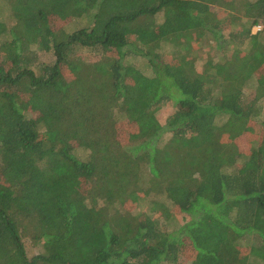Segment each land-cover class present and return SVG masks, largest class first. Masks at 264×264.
<instances>
[{
    "label": "trees",
    "instance_id": "1",
    "mask_svg": "<svg viewBox=\"0 0 264 264\" xmlns=\"http://www.w3.org/2000/svg\"><path fill=\"white\" fill-rule=\"evenodd\" d=\"M257 25L264 0H0V264H264Z\"/></svg>",
    "mask_w": 264,
    "mask_h": 264
},
{
    "label": "rangeland",
    "instance_id": "2",
    "mask_svg": "<svg viewBox=\"0 0 264 264\" xmlns=\"http://www.w3.org/2000/svg\"><path fill=\"white\" fill-rule=\"evenodd\" d=\"M207 54V51H202L199 53L198 58L195 61V66L198 70H200L202 68V61L201 58L203 55ZM139 67L142 68V64H139ZM173 112V108L172 107H166L164 109H162L159 113H158V118L159 120L162 122V124H164L168 118V116L171 115V113ZM183 225V219L182 217H178L175 219V221L173 222H168V226L170 227V230L174 231V230H178L181 226ZM32 247H30L29 249V255L33 256L36 255L39 250L38 249H31Z\"/></svg>",
    "mask_w": 264,
    "mask_h": 264
},
{
    "label": "built area",
    "instance_id": "3",
    "mask_svg": "<svg viewBox=\"0 0 264 264\" xmlns=\"http://www.w3.org/2000/svg\"><path fill=\"white\" fill-rule=\"evenodd\" d=\"M264 32V25H257L253 29V34Z\"/></svg>",
    "mask_w": 264,
    "mask_h": 264
}]
</instances>
